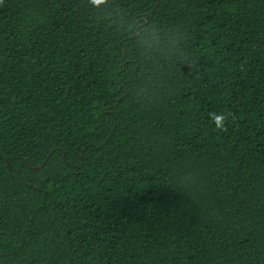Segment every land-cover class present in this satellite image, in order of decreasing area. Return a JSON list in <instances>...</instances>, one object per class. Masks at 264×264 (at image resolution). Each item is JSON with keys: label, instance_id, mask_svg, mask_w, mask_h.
<instances>
[{"label": "trees", "instance_id": "16d2710c", "mask_svg": "<svg viewBox=\"0 0 264 264\" xmlns=\"http://www.w3.org/2000/svg\"><path fill=\"white\" fill-rule=\"evenodd\" d=\"M0 264H264V0H0Z\"/></svg>", "mask_w": 264, "mask_h": 264}, {"label": "clouds", "instance_id": "9594fccd", "mask_svg": "<svg viewBox=\"0 0 264 264\" xmlns=\"http://www.w3.org/2000/svg\"><path fill=\"white\" fill-rule=\"evenodd\" d=\"M94 2H95V0H94ZM100 2L103 3V2H105V0H100ZM215 119L217 120L218 123L222 122V117H220V116L215 117Z\"/></svg>", "mask_w": 264, "mask_h": 264}]
</instances>
